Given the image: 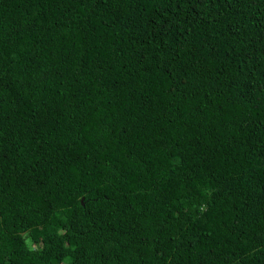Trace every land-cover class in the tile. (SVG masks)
Listing matches in <instances>:
<instances>
[{
  "label": "trees",
  "instance_id": "16d2710c",
  "mask_svg": "<svg viewBox=\"0 0 264 264\" xmlns=\"http://www.w3.org/2000/svg\"><path fill=\"white\" fill-rule=\"evenodd\" d=\"M0 264H264V0H0Z\"/></svg>",
  "mask_w": 264,
  "mask_h": 264
}]
</instances>
